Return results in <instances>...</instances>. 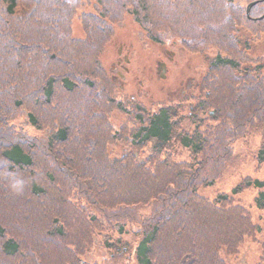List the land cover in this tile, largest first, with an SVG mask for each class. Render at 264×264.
I'll list each match as a JSON object with an SVG mask.
<instances>
[{
  "label": "trees",
  "instance_id": "16d2710c",
  "mask_svg": "<svg viewBox=\"0 0 264 264\" xmlns=\"http://www.w3.org/2000/svg\"><path fill=\"white\" fill-rule=\"evenodd\" d=\"M247 3L0 0V264H232L249 245L264 264L250 210L264 212V0ZM127 17L199 58L195 89L154 103L117 89L101 57ZM253 136L259 177L202 196ZM100 237L108 255L90 260Z\"/></svg>",
  "mask_w": 264,
  "mask_h": 264
},
{
  "label": "rangeland",
  "instance_id": "374dc122",
  "mask_svg": "<svg viewBox=\"0 0 264 264\" xmlns=\"http://www.w3.org/2000/svg\"><path fill=\"white\" fill-rule=\"evenodd\" d=\"M73 30L74 37H83L79 22H74ZM254 49L264 52V39L256 44ZM198 63L197 57L184 54L182 51L174 52L145 40L142 30L132 22L130 17L125 19L121 27L115 29L114 36L108 42L101 57L102 66L111 75L117 89L128 93L131 97L142 96L147 103L176 101L195 89L201 74L197 72ZM121 120L124 121L123 118ZM21 123L27 125L29 132L37 133L26 122ZM259 145L260 138L257 136L240 141L234 149L236 157L232 161L233 164L212 187L201 190L199 193L208 199H214L219 193L230 194L232 186L241 176L259 177L255 171L257 164L249 156L251 146ZM167 148L179 160H186L189 157L188 150L181 147L174 137ZM255 196V190L245 191L237 197V200L243 206L251 208ZM250 210L254 214L253 218H257L258 214L264 217V212L259 213L252 208ZM101 237L95 241L94 250L89 253L90 260L108 255V250L102 248ZM123 238L130 243L135 239L132 235ZM255 260L256 249L254 245H249L237 261L231 262L232 264H254Z\"/></svg>",
  "mask_w": 264,
  "mask_h": 264
},
{
  "label": "water",
  "instance_id": "95a60500",
  "mask_svg": "<svg viewBox=\"0 0 264 264\" xmlns=\"http://www.w3.org/2000/svg\"><path fill=\"white\" fill-rule=\"evenodd\" d=\"M256 4V2H251V3H249L248 5H247V7H246V14L249 16V13H250V9H251V7L253 6V5H255ZM263 16H264V14H263ZM262 16V17H263ZM261 17V18H262ZM211 114H212V112H211Z\"/></svg>",
  "mask_w": 264,
  "mask_h": 264
},
{
  "label": "flooded vegetation",
  "instance_id": "af4514ba",
  "mask_svg": "<svg viewBox=\"0 0 264 264\" xmlns=\"http://www.w3.org/2000/svg\"><path fill=\"white\" fill-rule=\"evenodd\" d=\"M258 1H263V0H248V3H247V4H249V3H251V2H256V3H257ZM253 6H254V5H253ZM253 6H252V7H253ZM252 7H251V8H252ZM250 10H251V9H250ZM263 14H264V7H263V10H262V16H263ZM263 17H264V16H263Z\"/></svg>",
  "mask_w": 264,
  "mask_h": 264
}]
</instances>
